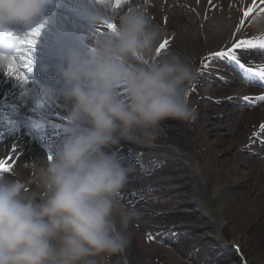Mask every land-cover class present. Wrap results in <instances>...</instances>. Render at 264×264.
Here are the masks:
<instances>
[{
  "label": "clouds",
  "instance_id": "clouds-1",
  "mask_svg": "<svg viewBox=\"0 0 264 264\" xmlns=\"http://www.w3.org/2000/svg\"><path fill=\"white\" fill-rule=\"evenodd\" d=\"M47 0H0V41L4 55L19 41L8 26H29L41 17ZM140 0L115 12L110 3L95 4L91 20L115 24L93 35L86 51L70 47L59 70L62 96L70 103L63 138L52 158L38 168V191L29 192L15 172L0 176V264H97L101 254L122 253L125 230L137 213L119 194L136 171L115 150L121 140L150 136L161 121L196 119L186 86L196 74L178 55L153 59L162 32ZM231 27L223 17L208 25L214 37ZM256 37L264 39V16L253 18ZM45 87L40 100L50 101ZM45 123L38 114L35 127Z\"/></svg>",
  "mask_w": 264,
  "mask_h": 264
},
{
  "label": "bare ground",
  "instance_id": "bare-ground-1",
  "mask_svg": "<svg viewBox=\"0 0 264 264\" xmlns=\"http://www.w3.org/2000/svg\"><path fill=\"white\" fill-rule=\"evenodd\" d=\"M48 1L55 6V12L46 17V20L41 24L43 28L32 51V62L29 65L41 67L46 71L45 76L30 79L26 72L28 82H20L7 76L3 64H0V159L12 155L10 151L12 145H16L18 150L15 154L18 159L9 161L12 171L3 176L12 178L11 173H17L24 180L26 190L29 192L39 190L36 183L38 168L48 162V155L53 154L55 146L63 138L62 125L67 111L71 107L70 103L63 99L62 81L59 77V70L64 64V52L70 47L86 51L93 35L98 33V28H101L103 32L108 31L106 25H97L91 20V13L95 6L94 0ZM134 2L135 0H126L120 8L114 9V11L119 12ZM250 5L251 0H212V3H209V0H199V2L197 0H140L139 6L146 11L152 22L161 28L162 36L158 45L165 39L170 41V47L162 50L158 56L155 52L153 59H160L169 53L176 54L191 67L196 74L195 80L197 81L200 68L196 67V61L202 60L209 52L231 46L234 42V30L241 19V9ZM257 5H259V0H257ZM259 7H264V5H259ZM259 7L255 8L253 13L246 18L241 32L236 34L237 39L256 37L251 24L253 18L264 16V12H260ZM215 17H223L231 25L219 37H214L208 32V25ZM165 18H167L166 23ZM237 51L241 62L246 66L264 65V49L257 47L256 49ZM221 60L223 63L216 70L223 71L221 76L223 85L207 91L210 94L209 97L215 98L220 105L215 109L212 108L213 113L217 118L225 117L235 122L237 126L241 127V130H244V137H242L243 131L234 130L229 133L233 135L230 138L220 137L222 135L217 136L229 124L218 123L214 126L215 129L208 127L210 123L205 127L200 119L194 127L198 136L187 141L181 138V132L170 133L169 130L175 128L165 124L167 122L164 120L158 127L149 130L150 136L146 137L142 131H137L138 140H121L115 146V150L126 157L135 159L144 157V159H149L152 164L158 160L161 161L159 163L161 165L162 160L171 158L181 162L185 171L179 174L172 173L166 165L155 164L151 167L158 172V179L161 182L170 184L171 191L184 205L185 214L198 219L209 217L210 224L204 225V228H207L205 233L217 234L214 236L215 238L220 235L225 239L220 229L226 220L224 213L229 201L222 191V185L216 184L213 194L209 195L206 189L207 181L212 177H217L214 168L215 164L219 163L217 156L219 153L227 151V163L234 164L238 158H241L237 156V153L236 156L230 154L229 150L233 148L232 141L240 140L239 144L243 146L252 142L257 136H254L253 133L259 134L260 126L264 124V101H259L256 98L264 95V86L259 84L261 87H258V81L255 80H261L258 76L254 79L251 77L250 81H247V83L255 84L256 87L247 86L248 88H246L239 85L237 81H243L239 76L243 79L246 76L244 70L229 58H221ZM212 71L214 69L210 67L204 69L206 75L213 74ZM203 78L208 80L206 76ZM261 81L264 84V80ZM190 85L186 86L187 98ZM45 87L52 89L53 98L50 101L40 100L38 103V97ZM245 89H249L247 93L251 99L246 101L247 107L244 109L232 108L230 106L231 98L241 95ZM198 94L201 93L198 92ZM193 96L195 98L197 95L193 94ZM38 114L45 121L44 125L39 128L34 125ZM167 120L175 122L178 130L188 129V123L186 124L185 121ZM217 131L219 133L214 135L213 132ZM209 134L211 137L213 136L212 139L208 138ZM211 142H218V148L210 152L211 156L208 158L200 159L194 151L204 144L208 147ZM238 150L235 149V151ZM260 150L264 152V146ZM135 167H141V164L137 163ZM135 192L134 189L125 187L121 194L128 199H125L122 204L134 210L137 213V218H140L145 209L142 207L143 202L135 199ZM213 198H216V203ZM131 202H135V207ZM134 222L131 227L125 230L128 238L134 237L136 229L142 226V222L139 221L136 225ZM165 223L169 224V222ZM191 225L203 228L199 224ZM98 260L102 262V256ZM242 263L248 264L247 262Z\"/></svg>",
  "mask_w": 264,
  "mask_h": 264
},
{
  "label": "rangeland",
  "instance_id": "rangeland-1",
  "mask_svg": "<svg viewBox=\"0 0 264 264\" xmlns=\"http://www.w3.org/2000/svg\"><path fill=\"white\" fill-rule=\"evenodd\" d=\"M201 61H196V67L201 68ZM222 63L221 58H215L208 66L214 69L213 74L199 75L197 81L189 86L187 100L196 110V119L185 121L186 124L188 123V129L181 130L176 128L175 122L165 120L167 122L165 124L175 128L169 130L170 133L181 132V138L189 141L198 136L194 127L201 119L205 127L209 123L208 127H214L218 123L229 124L217 136L230 138L233 135L229 133L234 130L243 131L242 137H244V130H241L235 122L225 117L217 118L213 113L212 108L215 109L220 105L215 98L209 97L207 91L223 85L221 79L223 71L216 70ZM203 76L208 77V80ZM239 77L242 79L241 76ZM237 83L246 88L256 87L253 83L240 81ZM248 90L245 89L241 95L231 98L230 106L236 109L246 108V101L250 100ZM198 92L201 94L199 95ZM193 94L197 96L194 98ZM213 133L216 135L215 133L219 132ZM208 138L212 139L213 136L209 134ZM239 141H232L233 148L229 151L231 155L236 156L237 153L241 158H238L234 164L227 163V151L219 153L217 155L219 163L215 164L214 168L217 177L210 178L206 187L208 194L212 195L215 185H222V191L229 201L224 213L226 220L220 229L226 240L220 235L216 239L214 236L217 234L205 233L207 228H204V225L210 224L209 217L198 219L185 214V207L171 191L170 184L161 182L158 179V172L151 167L161 161L157 160L152 164L144 157L136 159L127 157L135 165L141 164V167H137L135 173L130 176L126 188L134 189L135 199L143 202L142 207L145 209L143 215L136 219L138 223L142 222V226L136 229L134 237L128 238L126 235L127 245L122 253L101 254L103 260L99 262L100 256L96 257L97 264H243L242 262L264 264V152L260 150L264 146V132L260 130L253 141L246 145H240ZM216 148L218 142H211L208 147L204 144L194 152L200 159L208 158L211 156L210 152ZM235 149L239 150L235 151ZM162 165L168 166L172 173L179 174L185 171L181 162L176 159H164L160 166ZM119 199L123 203L128 198L119 197ZM213 201L216 203V198H213ZM137 222H134L135 225ZM191 224H199L203 228H196ZM209 255L213 258L210 259Z\"/></svg>",
  "mask_w": 264,
  "mask_h": 264
},
{
  "label": "snow or ice",
  "instance_id": "snow-or-ice-1",
  "mask_svg": "<svg viewBox=\"0 0 264 264\" xmlns=\"http://www.w3.org/2000/svg\"><path fill=\"white\" fill-rule=\"evenodd\" d=\"M94 2L95 4L110 3L113 9H118L121 7L122 3L126 2V0H94ZM197 2H199V0H197ZM209 3H212V0H209ZM259 5H264V0H259ZM259 5H257V0H251L250 6L241 9V19L239 21V25L233 33L234 42L231 44V46H225L218 51L207 53L206 56L202 58L201 68L198 70V75H204V69H206L215 58H229L231 61L235 62L242 70H244V72L246 73V82L250 81L251 79V76L247 74L258 76L259 78H261V80H264V65H261L259 67L246 66L241 62L237 51L241 49H256L257 47H259L260 49H264V39L259 37H255L252 39L236 38V34L240 33L241 29L244 27L246 18H248L253 13L254 9L259 7ZM259 11L264 12V7H259ZM166 22L167 18H165V23ZM105 25L108 31H112L115 28V24L113 23H107ZM42 28L43 25L37 26L36 28H33L28 35L22 38L19 41L18 45L15 47L14 54L4 55L3 53H0V64H3L5 68V74L7 76L12 77L20 82H28V76L25 70L29 69V65L32 62V51L37 43V38L39 37ZM97 32L100 34L104 33L101 28H98ZM168 47H170V41L168 39H165L158 45L156 49L157 56L161 53L162 50H166ZM256 99L259 101H264V95H261ZM260 130L261 132H264V124H261ZM253 135H258V133H253ZM10 151L12 153L11 156L0 159V176L9 174L12 171V166L9 164V161H11L12 159H18V157L15 155L18 152L16 145H12ZM51 158L52 154L48 155L47 159L50 160ZM119 196H122V194L120 193ZM131 203L133 207H135V202Z\"/></svg>",
  "mask_w": 264,
  "mask_h": 264
},
{
  "label": "trees",
  "instance_id": "trees-1",
  "mask_svg": "<svg viewBox=\"0 0 264 264\" xmlns=\"http://www.w3.org/2000/svg\"><path fill=\"white\" fill-rule=\"evenodd\" d=\"M208 257H209L210 259H212V258H213V257H212V256H210V255H209ZM209 261H211V260H209ZM209 261H208V262H209ZM215 261H217V260H215ZM208 262H206V263H208ZM211 264H217V263H211Z\"/></svg>",
  "mask_w": 264,
  "mask_h": 264
}]
</instances>
